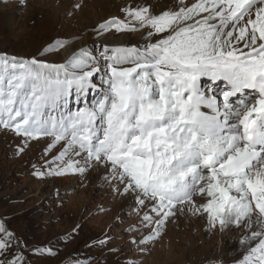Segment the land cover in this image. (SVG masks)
<instances>
[{
  "label": "snow or ice",
  "instance_id": "snow-or-ice-1",
  "mask_svg": "<svg viewBox=\"0 0 264 264\" xmlns=\"http://www.w3.org/2000/svg\"><path fill=\"white\" fill-rule=\"evenodd\" d=\"M121 11L96 26L98 36L141 28L155 42L105 44L99 55L84 46L63 63L41 58L67 43L60 38L30 58L0 53V128L22 138L18 154L45 137V156L60 146L47 171H34L39 178L103 169L114 191L135 193L147 209L140 224L152 227L131 243L155 240L187 210L210 230L246 233L247 253L235 264H264V0ZM202 77L225 86L216 93ZM90 90L91 105L66 111L70 96ZM20 243L0 223V256H10L0 264H25Z\"/></svg>",
  "mask_w": 264,
  "mask_h": 264
},
{
  "label": "rangeland",
  "instance_id": "rangeland-1",
  "mask_svg": "<svg viewBox=\"0 0 264 264\" xmlns=\"http://www.w3.org/2000/svg\"><path fill=\"white\" fill-rule=\"evenodd\" d=\"M77 3L80 8L75 10L72 5ZM145 4L154 12L176 5L170 0H27V7L21 8L19 0H0V53L30 58L60 38L67 43L41 53V58L63 63L65 45L74 51L87 46L99 55L104 46L101 39L119 33L108 30L98 36L96 26L113 15L123 18L121 10L126 6ZM142 31L124 33L129 47L141 46L136 39ZM210 81L201 78L202 86L212 87L216 93L225 86L224 81ZM96 95L90 90L85 97L70 96L66 111L91 105ZM21 140L0 128V223L21 242L17 254H23L25 264H235L247 253L248 245L240 243L246 233L235 227L210 230L206 218L187 210L183 215L177 211L155 240L144 245L131 243L132 237L146 235L152 227L140 224L147 209L137 204L135 193L123 192L122 186L114 191L113 183L103 179V169L39 178L34 171H47L45 160L51 161L60 146L45 156L51 140L45 137L30 142L18 154ZM133 225L137 227L130 230ZM7 258L10 256H0Z\"/></svg>",
  "mask_w": 264,
  "mask_h": 264
},
{
  "label": "bare ground",
  "instance_id": "bare-ground-1",
  "mask_svg": "<svg viewBox=\"0 0 264 264\" xmlns=\"http://www.w3.org/2000/svg\"><path fill=\"white\" fill-rule=\"evenodd\" d=\"M170 1L173 2L174 4L177 3V0H170ZM112 17H114V15ZM136 41H137L138 44L141 45L139 48L142 49L143 45H146L148 43H154L155 39L149 40V38L147 37L146 31H142L141 34L137 37ZM100 43L102 45L107 44L109 47L118 46V45L128 46L129 47L127 38H126L124 33L123 34L119 33L117 36L104 37V38L101 39ZM72 52H74V50L70 49L69 45H65L63 47V49L61 50V61L64 62ZM210 82H212V81H210Z\"/></svg>",
  "mask_w": 264,
  "mask_h": 264
}]
</instances>
